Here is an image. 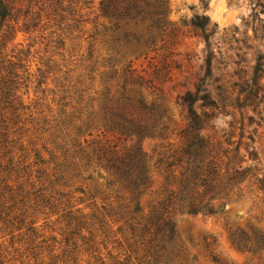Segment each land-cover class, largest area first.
Wrapping results in <instances>:
<instances>
[{
  "label": "trees",
  "instance_id": "16d2710c",
  "mask_svg": "<svg viewBox=\"0 0 264 264\" xmlns=\"http://www.w3.org/2000/svg\"><path fill=\"white\" fill-rule=\"evenodd\" d=\"M28 2L22 11L16 0H0V264H196L176 228L184 213L224 217L234 244L264 257V204L253 199L264 192V174L250 162L257 153L247 156L232 131L219 134L212 122L218 104L208 87L210 15L192 19L206 43L205 70L182 83L177 102L185 122L175 129L160 80L169 65L150 59L151 72L137 65L173 31L168 0H101L110 21L103 69L94 74L96 37L88 34L87 81L59 68L50 118L24 99L29 50L17 46L16 33L50 28L51 41L65 48V35L90 21L91 0ZM246 85L252 104L258 76L255 86ZM146 138L154 140L151 151ZM99 169L102 204L86 212L80 205L86 191L77 182L87 173L99 181L93 176ZM261 205V216L246 225L230 218Z\"/></svg>",
  "mask_w": 264,
  "mask_h": 264
},
{
  "label": "rangeland",
  "instance_id": "374dc122",
  "mask_svg": "<svg viewBox=\"0 0 264 264\" xmlns=\"http://www.w3.org/2000/svg\"><path fill=\"white\" fill-rule=\"evenodd\" d=\"M28 4V0H16L17 7L22 11ZM88 5L86 10L90 21L84 26V30H87H76L73 34L65 35V48L57 47L51 41L50 28L41 32L19 30L16 33L14 41L17 46L29 50L23 61L26 67L29 66L22 87L24 99L32 104L34 110L44 109V113L38 116L50 118L52 115L48 106L53 107L54 111L57 109L58 84L63 79L59 77V68H72L70 77L76 79L82 76L87 81L86 71L90 63L85 57L88 54V34L96 37L94 59H97V68L94 74L98 76L103 69L105 50L102 39L105 25L110 21L101 13V0H91ZM204 12L210 15L213 30L210 39L212 75L208 78V87L218 108L212 122L219 134L232 131L234 139L242 141V152L247 156L249 151H255L258 157L250 162L257 165V172L264 174V0H168L167 17L169 28L173 31L168 29L164 40L157 42L155 50L148 49L147 58L140 57L137 65L143 63L140 68L146 67L149 72L154 69L149 64L150 59L169 65L167 73L161 74L160 80L167 95L172 126L180 128L185 122L184 107L177 102L182 83L194 79L196 73L203 74L205 70L206 43L199 29L192 24V19ZM78 33L80 37H72ZM256 75L258 86L254 85ZM244 81H247V85ZM241 84L248 89L255 86L259 91L252 104H249V93L242 90ZM54 98L57 100L54 101ZM143 145L151 151L154 140L146 138ZM104 173L103 169L94 172V178L99 181L88 178L90 173H87L77 182L86 191L80 193L85 199L80 205L86 212H93L102 204L101 195H96V191L100 188L99 182L103 180ZM263 196V191L256 192L253 195L255 203L264 204ZM261 208L262 205L260 208L254 206L252 213L240 210V213H244L242 217H236L232 212L230 218L246 225L249 219H256L253 216H261ZM260 224L264 227V217ZM176 228L197 258L196 264H217L214 256L232 264H264V257L234 244L224 217L184 213L178 215Z\"/></svg>",
  "mask_w": 264,
  "mask_h": 264
}]
</instances>
